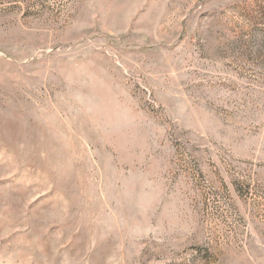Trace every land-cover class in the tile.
I'll list each match as a JSON object with an SVG mask.
<instances>
[{"label":"rangeland","instance_id":"374dc122","mask_svg":"<svg viewBox=\"0 0 264 264\" xmlns=\"http://www.w3.org/2000/svg\"><path fill=\"white\" fill-rule=\"evenodd\" d=\"M0 264H264V0H0Z\"/></svg>","mask_w":264,"mask_h":264}]
</instances>
